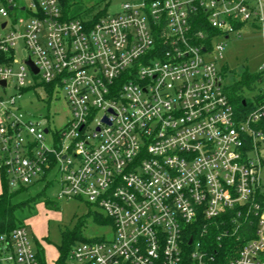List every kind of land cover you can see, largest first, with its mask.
<instances>
[{"label":"built area","instance_id":"built-area-1","mask_svg":"<svg viewBox=\"0 0 264 264\" xmlns=\"http://www.w3.org/2000/svg\"><path fill=\"white\" fill-rule=\"evenodd\" d=\"M246 28L264 36V0H131L94 21L67 19L59 0H0V171L15 190L55 170L56 199L113 230L65 264H213L211 230L221 244L246 223L253 236L225 264H264V102L238 112L219 68ZM29 90L64 98L63 129L18 114ZM55 261L25 225L0 234V264Z\"/></svg>","mask_w":264,"mask_h":264},{"label":"rangeland","instance_id":"rangeland-1","mask_svg":"<svg viewBox=\"0 0 264 264\" xmlns=\"http://www.w3.org/2000/svg\"><path fill=\"white\" fill-rule=\"evenodd\" d=\"M130 1L108 0V13H118L121 5ZM84 2L87 6L93 5L91 0ZM20 16L25 14L20 13ZM17 52L20 56L26 55L22 46L17 48ZM219 68L227 72V79L223 83L225 90L231 84V72L236 73V79L239 80L241 79L239 75L243 72L261 74L264 71L263 34L246 28L241 32L240 38L231 37L224 47L223 61L219 63ZM7 93L14 95L15 91L10 88ZM255 94L256 91L243 90V95L247 98H252ZM16 107L18 114L24 119L41 117L43 125L49 123L51 129H63L70 118V111L61 95L57 101L55 99L50 101L43 93L35 94L29 90L16 99ZM46 141H50V136L46 137ZM56 181V171L52 170L44 181L26 187V190L14 199L15 202H20L42 195L31 210H24L22 218L34 251H39L40 255L45 256L48 263L58 258V248L63 245V233L73 232L81 220H85L81 231L82 238L86 241L111 240L113 237L111 226L95 221L96 213L100 212L97 208H90L76 200L58 201L56 196L59 186ZM44 200L51 206H46ZM79 243L82 242H76Z\"/></svg>","mask_w":264,"mask_h":264},{"label":"trees","instance_id":"trees-1","mask_svg":"<svg viewBox=\"0 0 264 264\" xmlns=\"http://www.w3.org/2000/svg\"><path fill=\"white\" fill-rule=\"evenodd\" d=\"M91 1H93V5L87 6L84 0H59L63 14L67 19H92L94 21L106 14L109 3L107 2L108 0ZM222 74L227 76L225 69L222 70ZM230 74L231 84L229 85V88L226 89V92L238 112L247 113L256 109L264 102V94L256 93L252 98H247L243 95L244 89L257 92L258 87L255 89V86H257L262 80L260 74L256 75L243 72L239 75L241 78L240 80L238 78V80L236 79V73L231 72ZM243 101H245V105H243ZM261 128H264V123L261 124ZM0 179V234H3L9 233L16 227L23 226L24 223L22 217L24 210H31L42 195L29 198L25 201L15 202L14 199L16 196L24 192L26 187H20L15 190L12 189L2 171H0ZM44 203L48 207L51 206L47 200H44ZM94 219L100 224H106L103 218L99 215H96ZM84 222L85 220H81L79 226L73 232L63 233V245L58 248L59 256L54 264H65V260L68 257L71 247L75 245L76 242H86V240L82 238L81 231ZM220 232L215 229L211 230L208 241V250L213 254H216L215 263L213 264H225L227 261V255L230 254V252L239 251L244 242L253 236V224H244L236 237H224L221 239V244L217 242V236ZM184 247H186V242H184Z\"/></svg>","mask_w":264,"mask_h":264},{"label":"water","instance_id":"water-1","mask_svg":"<svg viewBox=\"0 0 264 264\" xmlns=\"http://www.w3.org/2000/svg\"><path fill=\"white\" fill-rule=\"evenodd\" d=\"M27 65H29L35 73H37V69L33 66L32 62H27ZM2 85H5V82L1 83ZM243 105H245V101H243Z\"/></svg>","mask_w":264,"mask_h":264},{"label":"crops","instance_id":"crops-1","mask_svg":"<svg viewBox=\"0 0 264 264\" xmlns=\"http://www.w3.org/2000/svg\"><path fill=\"white\" fill-rule=\"evenodd\" d=\"M0 182H1V179H0ZM47 260V259H46Z\"/></svg>","mask_w":264,"mask_h":264}]
</instances>
